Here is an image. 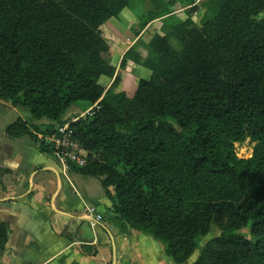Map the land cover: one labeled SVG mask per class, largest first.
<instances>
[{"label": "trees", "instance_id": "trees-1", "mask_svg": "<svg viewBox=\"0 0 264 264\" xmlns=\"http://www.w3.org/2000/svg\"><path fill=\"white\" fill-rule=\"evenodd\" d=\"M132 1L0 0V101L27 110L31 127L49 121L46 135L72 106L98 107L70 124L88 152L73 169L100 179L122 233L141 232L184 264L217 229L192 264H264V0H199L200 20L154 34L144 62L124 52L120 68L130 60L151 71L126 92L104 58L126 46L106 23ZM194 2L150 0L155 13L135 36ZM26 125L8 133L30 134ZM246 139L254 153L240 159L234 144ZM8 234L0 224V251Z\"/></svg>", "mask_w": 264, "mask_h": 264}, {"label": "crops", "instance_id": "crops-1", "mask_svg": "<svg viewBox=\"0 0 264 264\" xmlns=\"http://www.w3.org/2000/svg\"><path fill=\"white\" fill-rule=\"evenodd\" d=\"M17 121L26 123L30 134H9ZM31 124L27 110L0 101V224L9 228L0 264H174L161 243L119 230L106 215L111 202L100 179L73 168L63 172L40 150L49 121ZM84 205L94 206L103 220L91 227L80 215Z\"/></svg>", "mask_w": 264, "mask_h": 264}, {"label": "rangeland", "instance_id": "rangeland-1", "mask_svg": "<svg viewBox=\"0 0 264 264\" xmlns=\"http://www.w3.org/2000/svg\"><path fill=\"white\" fill-rule=\"evenodd\" d=\"M163 1L168 2L169 0ZM168 10L171 12L170 15L149 22L140 32V34L135 36L134 31L139 30L140 23L148 20V16L155 12L150 0H133L132 7L130 9L123 10L118 18H112L108 21V28L111 33L113 32L119 38V41L124 42L123 44L126 46V48H132L134 51L138 52L140 54V61L144 62L149 56L146 45L149 43L154 34H163L169 30L172 24L182 22L186 19H190L194 23L198 22L203 13L199 5V0H195L193 4L188 6L175 4L174 6H170ZM169 16H173L171 17L173 19H165ZM259 19H264V14L260 15ZM171 42L175 47V41L171 39ZM122 56L120 55L119 51L113 49L107 55H105L104 58L115 68V75H120L118 90L130 92L135 87L136 80L139 78L148 79L151 75V71L144 66L136 64L130 60L126 62L123 68H120ZM112 81L113 79L104 77L101 78L100 83L105 88V90H107L112 84ZM72 108L73 109L70 111L68 116L64 118L66 121L76 119V117H81L85 115L87 111L84 110V107L79 105H75L74 107L72 106ZM254 147L255 143L251 142L249 139H246L241 143H235V154L240 159H250L254 153ZM242 233L245 234L246 231H243ZM219 234L220 232L217 229H213L208 235H206L200 241L199 249L194 252L189 260L194 262L198 257L200 249L210 239L217 237Z\"/></svg>", "mask_w": 264, "mask_h": 264}, {"label": "built area", "instance_id": "built-area-1", "mask_svg": "<svg viewBox=\"0 0 264 264\" xmlns=\"http://www.w3.org/2000/svg\"><path fill=\"white\" fill-rule=\"evenodd\" d=\"M93 108H98L94 105L88 109L85 115L92 113ZM76 119L66 121L56 130L42 137L44 144L50 150V155L55 159L63 172L71 168H82L87 163L88 152L74 138V131L70 124ZM82 219H85L91 227L96 226L103 220L102 215L94 206L84 205L80 211Z\"/></svg>", "mask_w": 264, "mask_h": 264}]
</instances>
